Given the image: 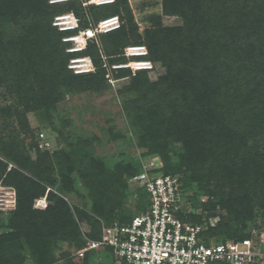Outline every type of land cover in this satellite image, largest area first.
Instances as JSON below:
<instances>
[{"label":"trees","instance_id":"1","mask_svg":"<svg viewBox=\"0 0 264 264\" xmlns=\"http://www.w3.org/2000/svg\"><path fill=\"white\" fill-rule=\"evenodd\" d=\"M47 1L0 0V98L8 101L0 104V184L15 193L14 208L4 218L0 211V264H108L109 248L77 254L70 248H84L83 227L98 239L102 223L127 222L134 210L147 207L145 188L132 189L127 180L150 155L160 157L164 173L180 175L185 194L196 187L190 198L201 212L185 219L203 226L207 242L262 229L264 0H160V11L146 16L142 31L128 0ZM66 12L79 19L80 28L111 15L120 26L69 53L62 37L77 30L51 24ZM164 15H177L182 23L165 26ZM131 45L145 46L147 55L130 58L160 62L164 73L150 80L146 69L131 75L130 68H112L124 63L122 52ZM76 55L89 56L94 70L69 69ZM102 56L114 78L129 79L117 93L142 158L108 165L87 138L64 137L65 147L40 148L27 114L62 136L53 121L58 103L66 94L105 88ZM42 197L46 207H35ZM75 197L78 204L71 203ZM220 208L225 215L210 225L208 218Z\"/></svg>","mask_w":264,"mask_h":264},{"label":"built area","instance_id":"2","mask_svg":"<svg viewBox=\"0 0 264 264\" xmlns=\"http://www.w3.org/2000/svg\"><path fill=\"white\" fill-rule=\"evenodd\" d=\"M66 0H48L57 3ZM113 0H87L83 5H104ZM52 26L59 31L77 30L62 37L69 42L66 51L75 53L85 49L89 40L98 34L117 29L120 18L111 15L89 25L79 27V19L66 12L53 17ZM133 48H138L135 51ZM126 56L147 55L143 45L125 48ZM135 53V54H133ZM138 53V54H136ZM67 67L74 73L94 70L89 56L76 55L69 59ZM112 68L151 70L150 60L137 58L124 63L113 64ZM108 80H111L109 75ZM38 146L49 148V142L40 133ZM141 170L128 178L130 188L143 187L148 193L147 207L134 214L127 222L114 219L102 223L98 239L87 236V228H82L85 246L79 252L90 249L109 248L113 256L112 264H211L214 261L228 264H264V230L251 228L247 237L240 239L211 240L207 242L201 235L203 226L185 219L190 211L185 202V192L179 174L164 173L163 163L158 156H147L141 160ZM14 204V200H12ZM39 204V205H36ZM46 197L36 200L35 207L45 208ZM214 225V223H210Z\"/></svg>","mask_w":264,"mask_h":264},{"label":"rangeland","instance_id":"3","mask_svg":"<svg viewBox=\"0 0 264 264\" xmlns=\"http://www.w3.org/2000/svg\"><path fill=\"white\" fill-rule=\"evenodd\" d=\"M131 11L134 15L135 22L139 26V30L142 31L146 27L145 18L147 15L160 11V0H128ZM162 22L165 26H177L182 23V20L177 15H164L162 16ZM127 62L132 60L129 56H126L125 49L123 50ZM103 66L106 67V86L100 91H85L74 94H66L64 98L58 103L57 111L54 116L55 125L61 130L62 136L53 131L46 121H40L38 117L33 113H28V121L34 131V140L39 142L40 133L44 134V138L49 142V149H55L66 146L64 137H67L70 141L77 138H87L91 142L92 150L96 156L102 157L108 165L121 160L131 158H142L143 149L138 147L135 142L134 135L129 129L126 116L122 110V97L117 93L124 84L128 82V77L114 78L110 72L107 59L102 56L101 58ZM153 69L148 70V78L150 80H156L159 75L163 74L165 68L160 62H153ZM136 72V71H135ZM135 72L131 70V75ZM111 80H108V76ZM3 92V91H2ZM8 101L3 97L0 98V104L7 103ZM66 119L64 126L62 120ZM26 143L31 141V138L27 136L25 138ZM196 187L188 190L185 195V202L189 213L199 214L201 208L195 207L191 196L194 197ZM205 195L200 196V201L206 200ZM131 199V198H130ZM129 204L131 205V200ZM14 200V204L12 203ZM193 200V199H192ZM36 201L34 202L35 205ZM71 203H79V199L71 198ZM15 205V193L11 187L3 186L0 184V211H2L3 218L7 215L8 211L13 209ZM39 205V204H36ZM39 207V206H38ZM138 211L134 210V214ZM212 215L208 218V222L216 224L221 215H225L223 209H216ZM211 225V224H210ZM249 227V226H248ZM86 228V227H85ZM250 228V227H249ZM264 230V225L262 227ZM68 249L66 245L62 246V250ZM69 250V249H68ZM80 250H73L70 248V252L77 254ZM59 254V250L56 252ZM99 261L100 258H95ZM113 256L106 257V263L112 264ZM62 259H59L54 264H63Z\"/></svg>","mask_w":264,"mask_h":264},{"label":"bare ground","instance_id":"4","mask_svg":"<svg viewBox=\"0 0 264 264\" xmlns=\"http://www.w3.org/2000/svg\"><path fill=\"white\" fill-rule=\"evenodd\" d=\"M133 49H134L135 51H137L138 48H133ZM133 54H135V53H133ZM136 54H138V53H136Z\"/></svg>","mask_w":264,"mask_h":264}]
</instances>
